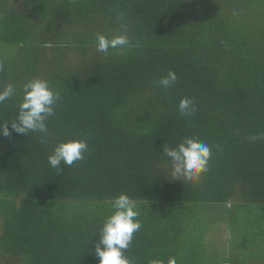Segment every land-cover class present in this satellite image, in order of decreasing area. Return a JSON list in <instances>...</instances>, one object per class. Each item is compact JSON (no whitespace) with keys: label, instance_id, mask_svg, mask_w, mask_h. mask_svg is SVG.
<instances>
[{"label":"trees","instance_id":"16d2710c","mask_svg":"<svg viewBox=\"0 0 264 264\" xmlns=\"http://www.w3.org/2000/svg\"><path fill=\"white\" fill-rule=\"evenodd\" d=\"M10 1L0 5V90H16L0 104L11 133L0 135V264H99L121 193L142 224L125 252L134 264H264V236L211 258L208 223L195 218L238 203L243 220L227 213L235 233H264V0ZM121 14L132 46L96 51ZM169 70L177 81L164 88ZM36 78L60 98L47 135L18 134L23 85ZM185 97L195 112L180 113ZM186 137L211 149L198 182L168 175L163 146ZM71 139L87 142L84 159L51 167L54 146Z\"/></svg>","mask_w":264,"mask_h":264},{"label":"clouds","instance_id":"9594fccd","mask_svg":"<svg viewBox=\"0 0 264 264\" xmlns=\"http://www.w3.org/2000/svg\"><path fill=\"white\" fill-rule=\"evenodd\" d=\"M120 30L117 34L108 37L104 34L96 36V51L107 54L109 49L126 50L132 46L128 36V25L124 16H119ZM177 81V75L169 70L166 76L159 80L164 88L171 87ZM15 87L9 83L0 90V104L15 95ZM60 94L49 86L47 80L32 79L23 85V98L19 103V111L15 120H12L11 129L18 134L34 132L48 134L46 121L54 115V106ZM181 114L195 112L196 106L190 98H182L179 103ZM8 123L0 125V135L9 136ZM262 138L260 135L249 137L255 141ZM88 150L85 140L71 139L61 141L54 146L48 156L51 167L59 168L61 163L71 166L83 160ZM163 151L171 162L168 173L173 180L183 178V182H198L201 176L208 171L211 149L207 143L195 137H186L176 146L164 145ZM113 213L106 218L99 232L100 239L95 245V254L99 264H134L125 252L133 241L134 233L142 227L138 219L139 212L136 203L126 193H121L112 201ZM159 264V262H150ZM167 264H176L174 257L168 259Z\"/></svg>","mask_w":264,"mask_h":264},{"label":"rangeland","instance_id":"374dc122","mask_svg":"<svg viewBox=\"0 0 264 264\" xmlns=\"http://www.w3.org/2000/svg\"><path fill=\"white\" fill-rule=\"evenodd\" d=\"M17 1L19 0H11L10 2L11 4H15ZM1 4H6L5 0H0V5ZM206 209V211H201L202 209L197 211L198 215H196L195 218L198 221H201V228L203 227L204 221L208 223L205 232L204 246L211 258L220 259L234 253L243 255V252L245 253V250H243V236L249 235V237L252 238L253 243L256 242L257 239H261L264 236V233L254 235L253 232L249 230L247 235H243V231L235 233V229H237V218L233 220L230 219V222H228L227 213L232 212L234 215H238L241 220H243L244 211L242 212L241 208L239 209L238 203H234L232 207H229L228 209L224 208L221 203L208 205ZM242 225H239V227ZM246 226L248 227V225ZM236 240L239 244V250L232 252V248L237 244Z\"/></svg>","mask_w":264,"mask_h":264},{"label":"crops","instance_id":"0c3cea01","mask_svg":"<svg viewBox=\"0 0 264 264\" xmlns=\"http://www.w3.org/2000/svg\"><path fill=\"white\" fill-rule=\"evenodd\" d=\"M239 250V249H238Z\"/></svg>","mask_w":264,"mask_h":264}]
</instances>
